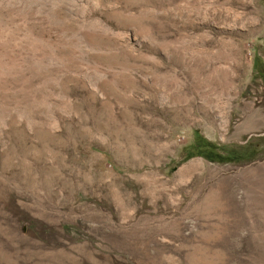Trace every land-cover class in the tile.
Segmentation results:
<instances>
[{"label":"rangeland","instance_id":"374dc122","mask_svg":"<svg viewBox=\"0 0 264 264\" xmlns=\"http://www.w3.org/2000/svg\"><path fill=\"white\" fill-rule=\"evenodd\" d=\"M0 264H264V0H0Z\"/></svg>","mask_w":264,"mask_h":264}]
</instances>
